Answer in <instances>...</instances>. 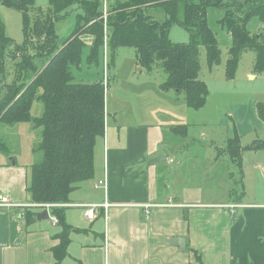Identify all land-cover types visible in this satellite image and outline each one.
Wrapping results in <instances>:
<instances>
[{
	"label": "crops",
	"instance_id": "obj_1",
	"mask_svg": "<svg viewBox=\"0 0 264 264\" xmlns=\"http://www.w3.org/2000/svg\"><path fill=\"white\" fill-rule=\"evenodd\" d=\"M2 2L0 8L9 9ZM77 11L82 15L81 9ZM218 11L217 24L224 14ZM70 32L67 29L64 36ZM84 41L88 45L91 39ZM128 62L130 70L134 68L128 91L119 98L114 94V100L105 98L104 135L95 142L92 179L80 183L63 205V221L79 231L69 234L60 260L53 251L60 244L62 226L51 210L47 219L36 220V214L46 208L37 209L26 191L33 162L22 165L18 157L13 162L0 160V196L16 205L0 208V264H264V204L225 202L241 198L233 195L221 202L209 200L201 190L206 180L213 191L221 185L217 163L222 155L233 164L240 160L244 147L239 137V147L205 157L203 183L194 182L197 159L186 151L191 144L187 126L174 125L186 123L183 117L176 120V110L192 109L184 101L174 106L173 97L163 93L160 84L136 79L134 53ZM143 73L139 68V76ZM112 81L122 83L121 79ZM160 106L169 109V114L162 116ZM163 117L170 120L161 124ZM178 126H185L186 131L172 132ZM257 141L264 139L253 143ZM100 181L106 187L96 186ZM226 205L232 208L226 210ZM88 206H95L91 220L86 217Z\"/></svg>",
	"mask_w": 264,
	"mask_h": 264
},
{
	"label": "trees",
	"instance_id": "obj_2",
	"mask_svg": "<svg viewBox=\"0 0 264 264\" xmlns=\"http://www.w3.org/2000/svg\"><path fill=\"white\" fill-rule=\"evenodd\" d=\"M45 11L35 6V0H3V5L22 16L23 47L4 52L12 44L0 23V124L29 123L40 130L42 141L33 152L40 160L31 166V179L26 187L30 202L49 205L52 214L62 226L58 234L60 244L54 256L60 260L65 255L69 234L78 232L63 221V205L77 186L93 176L95 142L104 135L105 88L103 79L92 83L77 82L73 69L79 67L84 48H88L87 65L104 70L114 67L115 53L119 48L133 49L136 67L151 74L164 75L160 83L163 93L173 91L181 96L192 110L204 107L208 89L199 78V52L205 49L210 69L220 62L217 35L207 22V11L217 9L224 14L218 24L230 35L231 44L225 62V77L233 80L244 52L254 53L253 71L264 75V0L225 3L224 0H125L112 7L107 21L101 17L100 0H49ZM78 7L82 26H76L61 41L55 33V22L63 19L64 11ZM64 16V17H63ZM92 24L87 27L91 21ZM106 25V26H105ZM171 26L182 28L187 42H173L168 30ZM112 34L107 44L110 62L104 60L105 30ZM88 35L86 44L82 35ZM107 54V50L105 55ZM107 58V56H106ZM12 60L13 72H12ZM11 64L10 75L14 81L4 79V67ZM104 77V76H103ZM39 100L43 106L40 117L30 114L32 102ZM256 114L264 125V102L255 106ZM186 131L185 126L172 128V132ZM171 132V128L169 129ZM171 132V133H172ZM238 146V137L228 143V150ZM6 143L0 139V153L8 156ZM249 150H264V141L253 143ZM240 155V151L236 152ZM28 212V211H27ZM33 218V213L28 212ZM29 220V218H28ZM201 264V262H200Z\"/></svg>",
	"mask_w": 264,
	"mask_h": 264
},
{
	"label": "rangeland",
	"instance_id": "obj_3",
	"mask_svg": "<svg viewBox=\"0 0 264 264\" xmlns=\"http://www.w3.org/2000/svg\"><path fill=\"white\" fill-rule=\"evenodd\" d=\"M49 0H35V6L40 7L42 11H45ZM125 2L120 0L119 3ZM225 3H232L234 1H225ZM118 1L108 0L105 8V12L102 6H99V10L103 11L101 17L96 19L97 21L105 19L109 12H112V7H119ZM78 7H70L64 11L63 21L55 22L56 34L61 38V41L66 38L64 36L66 30L68 31L76 26H82V22L79 20L77 11ZM219 11L217 9H209L207 15L208 26L212 31L217 34L218 46L220 49V62L218 65L210 69L206 61V52L204 48L199 52L200 71L199 78L205 82L208 89V99L204 108L201 110H188L184 112H178L176 110L177 121L181 117L186 120V123H176L174 125H186L188 131V137L191 144L187 148V152L191 153L194 159V169L196 167L197 176H194L193 181L197 183H203L205 169L207 170V161L204 159L209 155L219 154L221 149H224L225 153L228 152L226 140L228 138L239 137L240 145L244 147L241 149L240 160L235 164L231 162V159L227 155H222L223 159L217 163L221 181H218L221 185L217 186L216 191H213L212 185L208 180L202 185V191L204 198L214 201H223L224 197L233 195L234 197L241 198L226 199L225 202H247L249 204H264V150L258 151L249 150L247 147L256 140L264 139V125L259 120L256 114V104L264 102V75L255 74L253 71L254 53L252 51L244 52L241 57L239 68L235 74L233 80H228L225 77V62L228 56L229 40L225 31L221 29V26L217 24ZM95 21V20H94ZM93 20L87 24L89 27ZM0 23L3 25L5 35L12 40V44H8L4 48V52L8 50L12 53L14 48L21 49L23 47V33H22V16L15 10L0 8ZM171 39L174 42L188 41L186 32H184L178 26H172ZM112 30L107 27L104 37V60L106 64L110 62L109 52L107 44L109 42ZM186 34V35H185ZM67 36V37H68ZM181 36V37H180ZM84 40L90 39L88 35L83 34ZM133 49L120 48L118 49L115 57L114 67L110 66L104 70L100 64L98 67L94 65H87L86 56L88 54V48H84L82 54V60L79 67L73 69V76L75 81L82 83H92L99 81L105 76L109 79L107 87L105 88V98L110 96L114 100V94L117 98L121 97L124 91H128L133 69L130 70L131 64L128 62L130 56H132ZM107 56V58H106ZM13 60H12V72H13ZM139 67H136V79L146 78L148 82L152 83V86L160 84L164 81V75L161 72L154 71L149 74L145 70L142 76L138 74ZM11 64L7 61L4 67V79L8 84H12L14 81L13 73L10 75ZM130 74V77H128ZM128 77V78H127ZM113 78H116L118 82L122 80L121 84H111ZM12 82V83H11ZM129 93V92H128ZM172 98L171 103L174 106H182L183 100L180 96H175L173 91L168 92ZM165 95V94H162ZM130 98V94H128ZM162 107V106H160ZM162 116L169 114V109L162 107ZM155 110L156 108L153 107ZM178 109V108H177ZM172 111V110H171ZM43 112L42 103L39 100L32 102L30 114L32 117H40ZM178 112V113H177ZM174 114V112L172 111ZM168 118V119H167ZM161 124H165L170 120V117L159 118ZM183 119V120H184ZM182 122V121H181ZM166 126V125H164ZM170 135V134H168ZM0 139L6 143L7 150L11 152L10 158H0V160L6 159V161L13 162V159L18 157V161L22 160V165L35 164L40 160V155L32 151L34 147L39 145L42 141V135L40 130H34L29 123H18L10 126L0 124ZM252 146V145H250ZM217 149V150H216ZM238 149L235 147V152ZM13 154V155H12ZM221 154V153H220ZM34 156V157H33ZM199 156L202 158H197ZM1 157V156H0ZM3 157V156H2ZM32 164V165H33ZM31 165V166H32ZM30 166V169H31ZM212 171V169H209ZM239 180V181H238ZM232 184V185H231ZM102 186L106 187L105 184ZM239 193V194H238ZM227 206V205H226ZM232 206H227L225 209L229 210ZM50 210V207L46 209ZM50 212V211H49Z\"/></svg>",
	"mask_w": 264,
	"mask_h": 264
},
{
	"label": "built area",
	"instance_id": "obj_4",
	"mask_svg": "<svg viewBox=\"0 0 264 264\" xmlns=\"http://www.w3.org/2000/svg\"><path fill=\"white\" fill-rule=\"evenodd\" d=\"M100 1H101V6H102V8H103V10L105 12V8H106V4H107L108 0H100ZM104 50L106 51V47L105 46L103 47V51ZM103 81H104V85H105L106 81H107V77L105 76V74H104V77H103ZM102 184L103 183L100 181L96 186H99V185H102ZM14 206H16V205L13 204L12 200H10L8 197L0 196V208H11V207H14ZM34 206L40 207V205L39 206L38 205H34ZM42 207H45L47 209L50 206L49 205H44ZM94 213H95V206H88V208L86 210V217L91 220L95 216ZM54 220H55V222H57V220L55 218H54Z\"/></svg>",
	"mask_w": 264,
	"mask_h": 264
},
{
	"label": "water",
	"instance_id": "obj_5",
	"mask_svg": "<svg viewBox=\"0 0 264 264\" xmlns=\"http://www.w3.org/2000/svg\"><path fill=\"white\" fill-rule=\"evenodd\" d=\"M49 217L47 210L36 214V220L47 219Z\"/></svg>",
	"mask_w": 264,
	"mask_h": 264
}]
</instances>
